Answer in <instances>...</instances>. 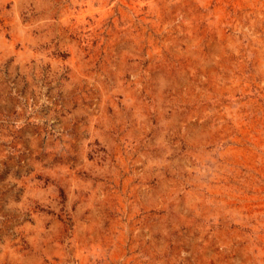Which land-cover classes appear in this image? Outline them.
I'll return each instance as SVG.
<instances>
[{
    "label": "rangeland",
    "instance_id": "374dc122",
    "mask_svg": "<svg viewBox=\"0 0 264 264\" xmlns=\"http://www.w3.org/2000/svg\"><path fill=\"white\" fill-rule=\"evenodd\" d=\"M0 264H264V0H0Z\"/></svg>",
    "mask_w": 264,
    "mask_h": 264
}]
</instances>
